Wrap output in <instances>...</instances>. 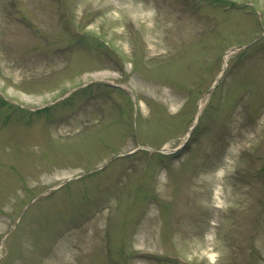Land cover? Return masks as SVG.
I'll return each instance as SVG.
<instances>
[{"label":"rangeland","instance_id":"1","mask_svg":"<svg viewBox=\"0 0 264 264\" xmlns=\"http://www.w3.org/2000/svg\"><path fill=\"white\" fill-rule=\"evenodd\" d=\"M0 264H264V0H0Z\"/></svg>","mask_w":264,"mask_h":264},{"label":"bare ground","instance_id":"2","mask_svg":"<svg viewBox=\"0 0 264 264\" xmlns=\"http://www.w3.org/2000/svg\"><path fill=\"white\" fill-rule=\"evenodd\" d=\"M217 193H219V192L216 190V195H217ZM216 197H217L216 199H218V198H219V196H218V195H217Z\"/></svg>","mask_w":264,"mask_h":264}]
</instances>
